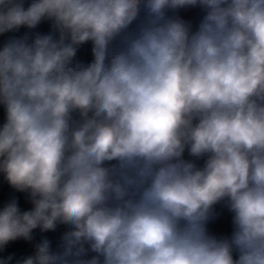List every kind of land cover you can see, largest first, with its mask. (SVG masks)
I'll return each mask as SVG.
<instances>
[{"label":"clouds","instance_id":"obj_1","mask_svg":"<svg viewBox=\"0 0 264 264\" xmlns=\"http://www.w3.org/2000/svg\"><path fill=\"white\" fill-rule=\"evenodd\" d=\"M0 264H264V0H0Z\"/></svg>","mask_w":264,"mask_h":264}]
</instances>
